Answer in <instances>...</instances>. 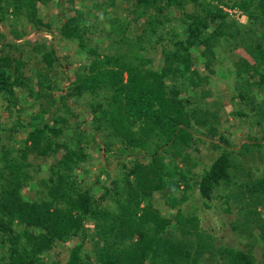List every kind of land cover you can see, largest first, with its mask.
<instances>
[{
	"label": "trees",
	"instance_id": "obj_1",
	"mask_svg": "<svg viewBox=\"0 0 264 264\" xmlns=\"http://www.w3.org/2000/svg\"><path fill=\"white\" fill-rule=\"evenodd\" d=\"M243 44L252 60L232 66ZM18 90L53 119L32 114L20 146L15 129L0 137V264H260L264 0H0V98ZM101 151L115 165L83 179ZM215 199L236 203L231 242L199 217Z\"/></svg>",
	"mask_w": 264,
	"mask_h": 264
},
{
	"label": "rangeland",
	"instance_id": "obj_2",
	"mask_svg": "<svg viewBox=\"0 0 264 264\" xmlns=\"http://www.w3.org/2000/svg\"><path fill=\"white\" fill-rule=\"evenodd\" d=\"M63 3V2H62ZM76 3L80 6H86L89 5V0H76ZM124 5H121L119 9L123 8ZM103 20L97 21L96 23L98 24H103L102 22L104 21V18L101 17ZM181 16H179L178 14L176 15V19H175V23L177 25H182V21H180ZM238 20L242 19V16L237 17ZM244 21H246V17L243 18ZM4 28V26H3ZM5 28H7L5 26ZM244 34H241L240 36H243ZM246 40V36H243ZM41 39L44 43H48V46H54L55 48H57V50L59 51V46L61 43H59V40H54L52 38L51 35L48 34H44V33H38V32H32L31 35L27 36V43L32 40V39ZM29 44V43H28ZM76 42H67V46H65V50L68 52L69 50H71L73 47H76ZM17 46H19L20 48L23 46L22 43H19ZM3 50H5V52L7 53V49L3 48ZM232 50V49H231ZM251 52L248 50L247 45L243 44L242 47L237 48L235 50H233L230 53H227V55H225L228 59V61H231L232 66H234L237 62L239 61H243V60H248L251 61L252 58L250 57ZM28 54H25V57H27ZM59 56L60 59L66 63L68 62L67 59L65 58V55L60 51H59ZM76 62L78 64V66H84V63L86 62L85 57H83V55L81 54V59H80V55H76ZM246 62V61H245ZM75 69H68L67 71L72 74ZM32 78V88H35V96L38 94L39 92V88H37L36 86V77H35V73H33ZM67 82H64V85ZM66 87V86H65ZM22 91V90H21ZM20 90H18L17 92V96L19 98H21V96L23 95V93H26V91L21 92ZM212 102V101H211ZM222 100H218L215 101L213 103L215 104H221ZM41 106L40 107H34L33 106V100H31V98L29 96H27L26 98H21L19 103L14 105L12 104V102H8L6 99L0 98V137L3 138L4 141H6V134L7 132H12L14 129V133L16 134L17 137V142H18V146H20V144L22 143L21 140H24L27 136L28 133V127L22 128L24 125H26V123L30 120V117L32 114H36V113H42L44 115V120L42 122H52L53 119V114L51 113L53 109H51L50 106L46 105V103L42 100L40 101ZM219 106V105H217ZM222 104L219 106V108H222ZM21 107H25L24 110H22ZM214 108H216V105H214ZM227 108V107H225ZM229 112V110L227 111ZM226 112V113H227ZM233 118L229 117V120L231 121ZM27 121V122H26ZM240 124L245 125L246 122L242 121ZM248 129L244 128L243 130H239L236 131L237 134H240L241 137H244V135H247ZM8 135V134H7ZM248 137H251V135H247ZM239 137V138H241ZM233 141H236L237 139L234 137V135H232L230 137ZM238 138V139H239ZM7 143H9V141H7ZM239 147V146H238ZM121 147V145H115V147L113 148V152H116V150H119ZM92 150V151H91ZM91 152L97 154L98 152V148L97 147H91ZM256 151H258L255 148ZM102 153V160H99L97 163L94 162L95 164L93 165V167L91 168L92 171L89 172V175L85 176L83 175V179H88V178H94V174H96V172H98L99 167H101L102 165H108V167H113L116 163V157L113 155L108 156L107 153H103V151H101ZM260 154H264V152L262 151V153ZM131 156L133 155V153L131 152V154H127V156ZM136 156L140 157V159L144 162H146L148 160V158L146 156H143L142 153L137 152L135 154ZM258 155V154H257ZM259 157V155H258ZM257 157V161H256V168H258L262 163H261V159ZM133 158V157H131ZM264 158V157H263ZM247 160H250V157L247 158ZM252 164V163H251ZM112 169V168H111ZM261 175L264 173L263 170H261ZM188 177L190 176L191 178H200V176L198 175H194L192 173H188L187 175ZM34 185H28V187L23 189V193L28 196L30 199L35 197V190H34ZM194 196V195H193ZM191 196V198L193 197ZM189 199L190 202H186V204L183 206V208L187 209V210H191V201H197L195 200V198L193 197V199ZM202 200V199H201ZM215 203H217L219 206V209H208L206 208V204H204L202 202V204L204 206L201 205V207L199 208L200 211L198 210V208L196 209L197 211H199V217L202 216L203 220H204V224L205 227L212 229V231L214 233H217L219 237L221 236H226L225 238H222L223 241H228L231 242V239L229 238L230 235H233L231 228L229 226V222L231 219H236L237 215H236V203L233 202V212L232 213H226L223 212L222 208L225 206L223 205L224 201L223 199H215L214 200ZM212 227V228H211ZM257 231L254 232V234H258L256 233ZM236 244V242H234ZM233 244V242H232ZM254 253L257 256L258 261L260 262V264H264V249H259L258 247L255 248ZM205 261L207 264H209L210 262H212V256L210 254H206L204 256Z\"/></svg>",
	"mask_w": 264,
	"mask_h": 264
},
{
	"label": "clouds",
	"instance_id": "obj_3",
	"mask_svg": "<svg viewBox=\"0 0 264 264\" xmlns=\"http://www.w3.org/2000/svg\"><path fill=\"white\" fill-rule=\"evenodd\" d=\"M229 12H230L231 14H235V13H236L238 17L241 15V12H240V11L237 12V11H231V10H229Z\"/></svg>",
	"mask_w": 264,
	"mask_h": 264
}]
</instances>
